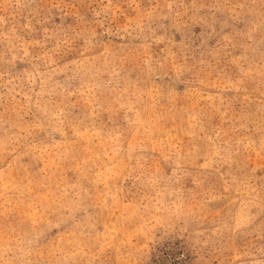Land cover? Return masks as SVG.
Listing matches in <instances>:
<instances>
[{
    "label": "rangeland",
    "instance_id": "rangeland-1",
    "mask_svg": "<svg viewBox=\"0 0 264 264\" xmlns=\"http://www.w3.org/2000/svg\"><path fill=\"white\" fill-rule=\"evenodd\" d=\"M0 264H264V0H0Z\"/></svg>",
    "mask_w": 264,
    "mask_h": 264
}]
</instances>
